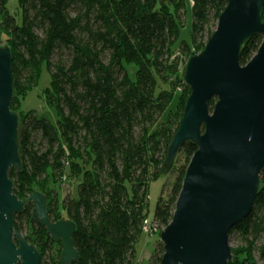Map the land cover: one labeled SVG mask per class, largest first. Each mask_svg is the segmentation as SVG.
<instances>
[{"label":"trees","instance_id":"16d2710c","mask_svg":"<svg viewBox=\"0 0 264 264\" xmlns=\"http://www.w3.org/2000/svg\"><path fill=\"white\" fill-rule=\"evenodd\" d=\"M228 3L19 0V25L8 1L0 0V43L13 56L11 110L18 114L44 66L52 79L42 97L55 111L57 123L38 112L18 114L22 168L9 172L15 195L26 203L14 218L15 233L37 247L41 264H62L61 250L58 261L50 262L56 244L62 245L34 219V203L28 199L36 192L45 196L51 222L61 220L63 212L64 219L77 224L74 243L80 260L73 264H134L150 215V183L176 171L169 198L162 196L150 216L155 226L165 228L172 222L186 169L198 150L186 142L167 165L168 149L191 96L185 68L211 40ZM189 12L190 42L180 39L182 19ZM262 41V35L246 40L239 56L242 66ZM130 65L137 67L134 81ZM208 104L214 109L216 100ZM179 162L184 164L177 169ZM64 178L76 184L73 195L62 200ZM261 179L252 214L229 234L241 242L232 248L229 264H253L255 254L264 261V172ZM154 251L150 264H162V242Z\"/></svg>","mask_w":264,"mask_h":264},{"label":"water","instance_id":"95a60500","mask_svg":"<svg viewBox=\"0 0 264 264\" xmlns=\"http://www.w3.org/2000/svg\"><path fill=\"white\" fill-rule=\"evenodd\" d=\"M228 2L211 40L185 68L184 82L191 96L168 149L167 165L173 164L186 142L196 144L198 150L186 169L173 220L159 237L165 251L162 264H229L233 260L229 234L252 214L260 192L264 172V0ZM256 35L263 36L260 48L242 66V45ZM12 61L10 48L0 47V264H41L37 247L14 228V218L26 203L15 195L9 178L12 168H22L19 116L11 110L15 91ZM211 100H216L214 109L208 104ZM29 200L34 203V219L62 245V264L79 261L74 243L77 224L51 222L41 192Z\"/></svg>","mask_w":264,"mask_h":264},{"label":"rangeland","instance_id":"374dc122","mask_svg":"<svg viewBox=\"0 0 264 264\" xmlns=\"http://www.w3.org/2000/svg\"><path fill=\"white\" fill-rule=\"evenodd\" d=\"M8 1V11L16 18V21L19 25H22V11L19 9V0H7ZM182 30L180 34V39L190 42L192 37V15L189 14L186 16V18L182 19ZM210 30H215V26L211 25ZM207 35H204V40L207 39ZM0 47H6L4 43H0ZM185 68V67H184ZM136 69L137 67L134 65L128 66V73L130 74V78L134 81L136 79ZM51 77L48 72L47 66H44L42 73H41V79L35 88L28 93V95L25 97V101L22 102V105L20 108L17 109L18 114L21 112H38L41 115H45L50 122L53 124L57 123L56 113L54 110H52L48 105H46L45 100H43L42 94L45 90H47L48 87L51 85ZM176 98L171 103V106L173 111L176 109ZM22 114V113H21ZM177 156V155H176ZM176 158V157H175ZM180 160H183L182 157H179ZM182 164L179 162L176 165V168L178 169ZM177 172L174 171V175L169 174H163L162 177H160L156 181H152L150 184V190H149V219L145 222V226H147L148 230L145 228V234L141 237L139 240V243L136 246V260L134 264H150V259L155 254V248L158 243H161V240L159 239L160 234L165 230L164 227L161 226H155V224L151 223L152 218L150 216H153L158 201L164 196V199L167 200L169 198L170 191L172 189V186L174 185L175 179L177 177ZM62 183L60 186L62 188V191L59 188V195L60 199L63 198V196H66L68 194L73 195L74 193V185L76 183L70 184V183ZM60 182H58V185ZM164 191V192H163ZM63 200V199H62ZM61 220H67L64 219L63 212H61ZM241 245V242L236 239L232 238L230 239V246L231 248H239ZM59 250H61L62 254V246L60 247L58 244H56L53 254L51 253L52 260L50 261L52 263L53 260L58 261L59 259ZM43 261V259H42ZM61 261H62V255H61ZM255 261H258L259 263H262L261 259L258 257L257 254H255Z\"/></svg>","mask_w":264,"mask_h":264},{"label":"built area","instance_id":"2783aa9c","mask_svg":"<svg viewBox=\"0 0 264 264\" xmlns=\"http://www.w3.org/2000/svg\"><path fill=\"white\" fill-rule=\"evenodd\" d=\"M64 180L66 181V178H64ZM145 228L147 229L148 227L147 226H145ZM148 230V229H147Z\"/></svg>","mask_w":264,"mask_h":264}]
</instances>
